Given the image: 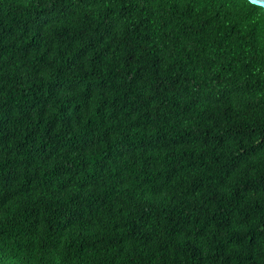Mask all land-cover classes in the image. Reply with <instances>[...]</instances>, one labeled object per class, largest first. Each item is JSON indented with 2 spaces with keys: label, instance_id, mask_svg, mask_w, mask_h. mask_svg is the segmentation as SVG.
<instances>
[{
  "label": "trees",
  "instance_id": "1",
  "mask_svg": "<svg viewBox=\"0 0 264 264\" xmlns=\"http://www.w3.org/2000/svg\"><path fill=\"white\" fill-rule=\"evenodd\" d=\"M0 264H264L262 8L0 0Z\"/></svg>",
  "mask_w": 264,
  "mask_h": 264
},
{
  "label": "water",
  "instance_id": "2",
  "mask_svg": "<svg viewBox=\"0 0 264 264\" xmlns=\"http://www.w3.org/2000/svg\"><path fill=\"white\" fill-rule=\"evenodd\" d=\"M250 3L260 6L264 12V0H248Z\"/></svg>",
  "mask_w": 264,
  "mask_h": 264
}]
</instances>
